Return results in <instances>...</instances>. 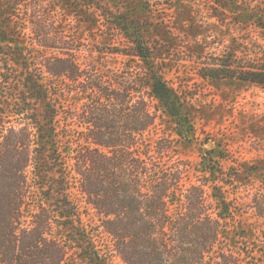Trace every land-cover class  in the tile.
<instances>
[{
	"label": "trees",
	"instance_id": "trees-1",
	"mask_svg": "<svg viewBox=\"0 0 264 264\" xmlns=\"http://www.w3.org/2000/svg\"><path fill=\"white\" fill-rule=\"evenodd\" d=\"M103 1L0 0V264H264V188L250 201L261 247H236L239 170L212 150L197 166L180 154L194 127L163 76L176 43L146 16L196 0ZM211 8L231 37L189 48L198 75L264 85V0ZM82 23L112 43H88ZM95 52L126 60L112 69ZM159 110L179 140L158 134Z\"/></svg>",
	"mask_w": 264,
	"mask_h": 264
},
{
	"label": "rangeland",
	"instance_id": "rangeland-1",
	"mask_svg": "<svg viewBox=\"0 0 264 264\" xmlns=\"http://www.w3.org/2000/svg\"><path fill=\"white\" fill-rule=\"evenodd\" d=\"M114 1L118 6L122 4V0ZM110 3L115 8L114 2ZM212 3L213 0H196L194 5L183 8L162 6L152 16L146 17L153 23L163 22L176 43L171 55L167 56L163 76L186 99V110L190 113L194 127L190 140H180V154L184 160L197 166L203 157H210L207 152L212 150V156L220 161L226 172L239 170L240 175L235 179L238 188L230 189L228 194L231 199H238L240 211L229 225L228 237L236 247L242 245V242L251 247L257 242L261 247L255 230L259 223L250 208V201L264 188V85L236 80L217 82L198 75L197 60L196 57L191 58L189 48H197L201 38L210 41L211 32L227 40L231 37V17L213 16ZM190 23L199 28L201 34L198 37L191 34L186 37L184 34V28ZM93 26L80 24L83 37L88 43L89 39L102 45L112 43L100 38L97 28ZM219 43L217 40L215 46H212L213 51L222 49L221 46L218 48ZM91 58L116 70L122 69V62L126 60L122 56L110 53L100 55L96 52ZM150 100L154 109L159 108L156 99ZM159 115H162L163 121L158 134L168 133L179 140L172 118L161 110ZM91 215L94 218L93 212ZM113 264H122V261L115 256Z\"/></svg>",
	"mask_w": 264,
	"mask_h": 264
}]
</instances>
